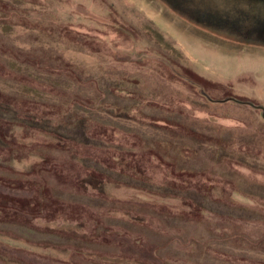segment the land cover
<instances>
[{"label":"rangeland","instance_id":"1","mask_svg":"<svg viewBox=\"0 0 264 264\" xmlns=\"http://www.w3.org/2000/svg\"><path fill=\"white\" fill-rule=\"evenodd\" d=\"M263 115L264 0H0V264H264Z\"/></svg>","mask_w":264,"mask_h":264},{"label":"trees","instance_id":"2","mask_svg":"<svg viewBox=\"0 0 264 264\" xmlns=\"http://www.w3.org/2000/svg\"><path fill=\"white\" fill-rule=\"evenodd\" d=\"M189 79V81H192V78H188ZM195 83V82H194ZM196 85H197V87L199 88V90H200V92H201V94L202 95H204V96H206V98L207 99H209V101H211V102H213V103H225V102H233V101H235L234 99H232V98H223V99H216V100H211L210 99V96H209V94H208V92H206L205 90V88L201 85V84H198V83H195ZM203 88V89H202ZM248 105L250 104V103H247Z\"/></svg>","mask_w":264,"mask_h":264},{"label":"water","instance_id":"3","mask_svg":"<svg viewBox=\"0 0 264 264\" xmlns=\"http://www.w3.org/2000/svg\"><path fill=\"white\" fill-rule=\"evenodd\" d=\"M257 108H262V106H256ZM264 118V115L262 116Z\"/></svg>","mask_w":264,"mask_h":264}]
</instances>
